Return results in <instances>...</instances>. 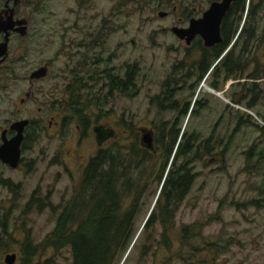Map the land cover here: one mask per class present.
<instances>
[{
	"label": "rangeland",
	"instance_id": "rangeland-1",
	"mask_svg": "<svg viewBox=\"0 0 264 264\" xmlns=\"http://www.w3.org/2000/svg\"><path fill=\"white\" fill-rule=\"evenodd\" d=\"M37 1L30 21V42L21 47L13 41L9 46V74L0 80V131L27 114L17 112L18 99L28 83L23 75L53 61L50 75L37 84L41 91H36V99L26 105L32 114L25 118L36 119L45 113L47 116L41 128L32 129L24 142L19 166L13 169L0 165V264H5L8 253H15L14 264H71L68 247L40 245L53 229L58 212L72 198L89 157L99 148L119 145L128 149L133 133L138 134L140 146L152 152L153 159L157 158L155 167L148 166L141 184L144 192L138 201L135 237L141 234L161 186L157 177L160 157L154 140L171 124L186 137L194 134L195 146L211 138L214 150L208 154L201 145L200 158L191 163L196 177L175 214V227L166 233L167 242L156 224L139 236L134 248L131 245L122 264H264V194L260 192L264 185V75L255 91L258 102L250 109L247 103L251 93L246 90L249 85L243 87L242 81L230 77L226 82H216L212 76L198 80L191 65L193 57L187 55L170 31L179 23L177 16L159 17L158 9L170 11L171 6L161 7L155 0H147V4L91 0L87 6L86 0ZM3 2L0 0V8ZM23 6L26 13L33 12ZM91 14L96 17L86 18ZM101 18L105 24L109 21V31L97 28ZM258 22L260 47L255 63L264 69V2ZM93 36L96 40L91 39ZM92 40L99 42L98 47L88 48ZM79 43L83 45L78 47ZM89 49L94 57H111L108 67L114 75L121 76L125 66L130 65L137 68V78L135 86L126 93L112 91L107 96L109 88L102 86L104 82L94 90L88 89V94L98 93L104 106L87 104L89 125L83 131L63 89L78 53ZM182 60L187 64L179 63ZM214 83L216 86H212ZM203 84L220 96L207 91ZM45 89H49V94H45ZM85 99L82 97L81 101L87 103ZM43 101L51 108H46L42 116L36 108L46 106ZM173 101L176 107L171 109ZM185 106L183 115L180 112ZM50 116L54 118L52 128L47 125ZM54 121L60 124L54 125ZM97 124L116 132L101 146L92 131ZM163 124L166 128L161 131ZM147 131L153 137L151 148L141 143ZM251 145L255 147L247 160L246 151ZM4 180L10 181L11 187ZM252 198L263 201L251 206ZM127 204L128 201L125 207ZM193 223L199 230L184 244L178 234L182 226ZM147 234L149 238L145 240ZM27 240L32 245L39 244V252L31 261H27L23 247Z\"/></svg>",
	"mask_w": 264,
	"mask_h": 264
},
{
	"label": "trees",
	"instance_id": "trees-1",
	"mask_svg": "<svg viewBox=\"0 0 264 264\" xmlns=\"http://www.w3.org/2000/svg\"><path fill=\"white\" fill-rule=\"evenodd\" d=\"M263 2L264 0H260L261 5ZM219 55V52L212 54V60ZM220 62L229 69L237 60L228 53ZM136 78L137 68L133 66L122 78L110 80V92L106 95H112V91L126 93L128 88L135 86ZM86 84L75 82L68 91L71 95V106L81 121L83 131L89 125L87 104L104 106L99 98H95V92L82 94V90L88 87ZM256 89L257 85L248 88L253 95L247 103L249 109L258 102ZM82 97L86 98L87 103L81 101ZM94 98L96 102L92 101ZM175 107L173 101L169 108ZM186 110L187 106L182 108L180 113L184 115ZM262 118L264 121V117ZM164 128L165 124L161 131ZM154 142L157 148L155 150L160 157L157 177L161 186L148 220L140 233H146L159 224L162 228L161 236L164 242H167L166 233L175 227V214L191 190L196 177L191 163L195 158H200L198 153L202 150L201 145L203 152L208 154L213 152L214 147L210 144L211 138L195 146L197 142L195 135L190 134L186 137L185 134H180L179 128H175L173 124L166 131L156 135ZM254 147L255 145H251L246 151L247 160L252 157ZM262 152L260 151V156ZM153 158L152 152L140 146L136 133H133L128 149L119 145L99 148L89 157L72 198L58 212L53 229L40 246L46 244L55 248L68 247L72 254L71 264H120L129 247L132 245L134 248L141 235L135 237L138 232L135 219L139 210L138 201L144 192V186H141L144 174L149 165L156 166L157 158ZM3 183L11 187L10 181L4 180ZM260 192L264 194V185L260 187ZM261 201L263 200L252 198L249 205H261ZM197 230L199 227L194 223L182 226L178 234L181 242L188 244V239L194 237ZM145 238L147 240L149 234ZM205 244L211 245L212 242ZM38 246L39 244L32 245L28 240L23 244L28 256L27 261H31L38 254ZM141 247L145 249L144 244Z\"/></svg>",
	"mask_w": 264,
	"mask_h": 264
},
{
	"label": "flooded vegetation",
	"instance_id": "flooded-vegetation-1",
	"mask_svg": "<svg viewBox=\"0 0 264 264\" xmlns=\"http://www.w3.org/2000/svg\"><path fill=\"white\" fill-rule=\"evenodd\" d=\"M86 1L87 6V4L91 2V0ZM129 1H136L145 4L148 3L147 0H123L124 3H127ZM221 1L222 0H155L154 2H157V4H159L161 7L171 6L170 11L158 9V16L160 12L164 13L162 16L159 17L162 18L168 17L169 15H176L179 23L186 22V25H181L178 23V25H173L172 27L176 26L181 28H188L189 26L193 25L195 21L202 19L204 14L207 12V10L211 7L212 4ZM37 2V0H27V3L25 4L24 0H19L16 5H13L11 0H4L2 7L0 8V11L5 10V3L9 4L7 8H13V20L15 21L13 29L19 28L21 26L26 27L23 34H21L19 30H11L9 32L7 41V53L4 57H0V80L3 79L4 74H9L8 71L10 70V65L8 62L11 61L9 56V46L11 45V42L17 41L21 47L26 46V43L30 42V21L36 9ZM23 5L28 6V8H30L33 12L31 13L30 11H28L26 13V11L23 10V8H25ZM260 5V0H230L228 8L219 23V39L210 36V38L206 40L201 33L191 32L187 41L186 37L179 38L170 29V31L180 41V45L182 44L185 50L189 53H187V55L193 57L191 65H194V69L197 72L198 80L202 79L205 81L210 76H212V78H216V82L218 79L226 82L228 78L234 77L238 80V82L242 81L243 87L246 85L253 86L259 84L258 80L264 75V69H259V64L255 63V61L257 60V52L260 47L258 22ZM94 17H96V14H91L86 18ZM17 21L23 22L22 24H18ZM99 21L100 26L97 25L98 29H107V31L110 30L109 21L107 24H105V19L101 18ZM4 35L5 34L3 32L0 33V43L4 41ZM91 39L96 40V37L93 36ZM95 40H92V43L90 41V45L88 46V48L98 47L99 42ZM82 45V43H79L78 47H81ZM90 50L91 49L83 50L82 53H78L79 56L76 62L74 63V67L70 66V71L68 72L69 79L63 89L64 98L65 96L69 95V100H71V95L68 91L69 87L75 82H82L83 84L87 83L86 85H88L89 82L91 83V85H88V87H92L93 90L95 89L96 85H98L99 83L102 84V82H104L105 84H103L102 86L109 88V83L111 79L116 77L122 78L126 75V72L130 68V65L125 66L123 74L121 76L114 75L112 72V68L108 67V63L111 62V57H107L106 59H101L99 56L94 57ZM216 52H219L220 55L217 56L213 61L212 54ZM228 53H230L231 56L235 57L237 60V62L234 63L233 66L229 69L220 62V60L224 58ZM72 59L73 57L70 60ZM104 63L105 65H103V67L99 69V66ZM179 63L187 64V62H185L184 60ZM52 65L53 61H46L43 65L34 67L30 69L28 73L23 75V78L28 83L26 90L23 91L22 96H20L18 99V103H20V108L17 109V112L20 115L22 114V111H25L28 115L24 113L26 116H21L20 119L13 121L15 122L20 120H27V124L24 126L22 132L23 139L21 142V155L22 149L24 148V142L29 138V134L31 133L32 129L35 130L36 126L38 129L41 128L42 123H45L44 118L47 116V113H45L44 116L43 113L46 108H51L50 106L46 105V101H43L46 106H39L36 108L37 114H41L43 117H37L36 119H33L31 117L25 118L29 117L32 114V109L26 108L27 103L31 100L36 99L35 92L41 91V88H37V84L38 82L45 79L48 75H50ZM43 67L45 68V75L43 77H31V74L35 70ZM212 86H216V84L214 83ZM88 87L85 88L87 90H82L83 95L88 94ZM2 88V85H0V94ZM246 90L251 93L250 90ZM49 92V89H45V94H49ZM109 92L110 89L107 93ZM51 93L55 94L54 92ZM95 98L98 99V96H95ZM251 98H253L252 93ZM70 110L75 116H77L73 111L71 105ZM53 119L54 118L50 116V119L47 123L48 128H52L53 124L51 121ZM13 122L9 123L6 127H1L0 145L2 144L4 137L10 139L15 136L16 130L9 128ZM58 124H60V122L54 121V125ZM105 142H107V140ZM2 164L6 165L0 160V165ZM0 181L2 182L3 179H1Z\"/></svg>",
	"mask_w": 264,
	"mask_h": 264
},
{
	"label": "water",
	"instance_id": "water-1",
	"mask_svg": "<svg viewBox=\"0 0 264 264\" xmlns=\"http://www.w3.org/2000/svg\"><path fill=\"white\" fill-rule=\"evenodd\" d=\"M10 1V0H7ZM13 5H16L19 0H11ZM230 0H222L211 5V7L204 14L203 18L195 21V23L188 28L172 27L171 31L179 38L186 37L188 41L191 32L201 33L202 36L208 40L211 37L219 39V23L225 11L228 8ZM8 3H5L6 9L0 11V33L3 32L4 41L0 43V57H4L7 53V41L9 32L11 30H19L21 34L24 33L25 26L13 29L15 21L13 20V8H7ZM164 13L160 12L159 16ZM23 21H17L18 24H22ZM214 35V36H213ZM188 37V38H187ZM221 57V56H220ZM219 59V58H218ZM45 75V68H39L35 70L31 77L38 78ZM27 124V120L15 121L10 125V129L16 130L15 136L10 139L4 137L3 142L0 145V160L8 165L10 168H17L21 160V142L23 139V128ZM92 131L95 133V141L97 145L101 146L106 140L115 136V130L112 127H105L102 124H97L92 127ZM153 137L151 133L144 132L141 137V143L147 148L152 147ZM131 247V246H130ZM129 247V248H130ZM129 250V249H128ZM127 250V252H128ZM126 252V254H127ZM124 255L120 264L126 257ZM15 253H8L4 257L5 264H14Z\"/></svg>",
	"mask_w": 264,
	"mask_h": 264
},
{
	"label": "bare ground",
	"instance_id": "bare-ground-1",
	"mask_svg": "<svg viewBox=\"0 0 264 264\" xmlns=\"http://www.w3.org/2000/svg\"><path fill=\"white\" fill-rule=\"evenodd\" d=\"M202 86L205 87V89H206L207 91H210V92L215 93V94H217V95L220 96V94H218V92H217V93H216V92H213V90H212L210 87H207L206 85L204 86V84H203ZM214 91H215V90H214Z\"/></svg>",
	"mask_w": 264,
	"mask_h": 264
}]
</instances>
